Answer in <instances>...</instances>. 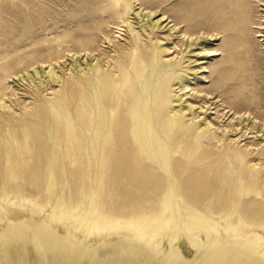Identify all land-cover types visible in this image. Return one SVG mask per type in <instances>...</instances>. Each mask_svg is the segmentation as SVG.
Instances as JSON below:
<instances>
[{
    "label": "bare ground",
    "instance_id": "bare-ground-1",
    "mask_svg": "<svg viewBox=\"0 0 264 264\" xmlns=\"http://www.w3.org/2000/svg\"><path fill=\"white\" fill-rule=\"evenodd\" d=\"M204 2L206 20H214L222 27L210 37L221 38V32H230L234 39L241 41L233 56L244 53L252 58L257 45L255 38L264 36L263 23L254 22L255 1ZM79 3L83 7L89 6L87 16L81 19L83 24L88 23L81 24L79 29L60 38L57 43L32 46L31 52L36 53L28 58H33L34 62L31 60L26 64L27 67L33 66V71L14 80L19 86L26 85L27 92L33 96L31 104L34 108L25 113V129L20 136L2 141L5 143V162L9 166L11 162L17 164L25 160L26 153L36 149L31 133L32 122L39 112L48 109L53 113L56 126L69 129L61 136L59 134L57 139L58 130L49 127L46 132L48 142L41 152V165L38 166L39 160L35 159L27 168V175H32L31 182L36 181L37 172L44 175L38 194L42 190L40 187H46L48 195L52 193L49 187L60 169L57 150L71 140L72 148L80 153V160H77L78 164L77 161L66 163L72 167L70 174L75 169L84 170L91 186L107 184L118 188L116 195L125 198L132 196V189L143 190L147 184L164 187L141 194V197L161 200L163 208H160V215L141 211L131 216H118L97 208L85 211L79 207V211L74 213L62 197L50 198L45 203H35V206L25 205L23 200L18 199L21 197L18 193L4 190L0 194V264H264V210L254 214L241 212L231 219L217 218L200 211L195 205V198L187 195V190L180 192L172 186L167 188L171 185L169 180L173 178V169L178 174L181 168L187 167L186 163L179 161L180 158H172L171 151L177 147L183 156L187 152L185 149L195 144L190 137L196 140L204 135L208 143L217 137L210 119L202 117L201 122L195 120L199 114L192 107L194 104L184 105L181 97L185 94L181 93L182 96L176 98L177 92L185 90L190 84L188 73L182 68V57L177 52L169 57L173 51L161 45L160 37L152 41L131 27L130 12L136 6L132 0H82ZM7 5L6 2L3 7ZM41 21L37 20L35 25L38 27ZM158 24L155 23V26ZM41 28L48 29L47 26ZM126 30L131 37L123 46L120 39ZM101 36L108 43L112 42L111 46L118 55H110L111 51L100 49ZM182 36L185 40H193L187 32H183ZM18 45L15 48L20 47ZM175 46L178 47L177 44ZM39 50L46 52L40 55ZM206 53L218 54L215 50ZM82 55L89 56L86 57L89 59L81 60L79 57ZM100 56L114 58L113 66L108 65L110 60L103 62L102 57L99 59ZM68 57L71 66L65 69L63 64ZM38 63V66L34 65ZM235 63L232 61L229 66L233 75L228 80L230 85L227 89L237 94V87L243 82H240L241 78L235 80L234 73L241 68ZM12 64V58L0 60V70L5 71L0 73V77L12 75ZM8 68H12L9 73L6 71ZM171 79L173 81L169 84ZM7 84L5 90L12 86L9 82ZM54 84L59 88L56 89ZM47 90L52 91L48 93L51 98L42 95ZM2 92L0 90V112L11 110L17 113L12 100L9 105L3 102L6 93ZM69 92L73 100L68 106L64 100ZM12 94H17V88L11 91ZM242 101L248 100L245 98ZM254 105L257 107V104ZM17 143L22 146H17ZM260 156L264 159V146ZM257 164L249 161L246 169L252 172ZM201 173L193 168L189 177H185V184L200 185ZM71 183L68 182V185ZM128 187H131L130 193L127 192ZM177 194L182 197L181 203L175 199ZM184 199L190 200L193 205L187 208L183 205ZM249 203V207L256 205L253 201ZM167 205L171 214L166 217L164 208Z\"/></svg>",
    "mask_w": 264,
    "mask_h": 264
},
{
    "label": "rangeland",
    "instance_id": "rangeland-1",
    "mask_svg": "<svg viewBox=\"0 0 264 264\" xmlns=\"http://www.w3.org/2000/svg\"><path fill=\"white\" fill-rule=\"evenodd\" d=\"M74 1L75 0H0V32L3 30L0 33V41H3L2 43L0 42V60H11L12 58L14 62V64H12L14 65V72L12 75L8 78L0 77V90L3 91L2 93H6L3 102L9 105L12 100V105L17 111V113L11 112V110L0 112V118L3 117L0 119V194L3 193L4 190L16 192L21 196L18 197V199L23 200L22 203L34 206L35 203H45L47 199L50 198L60 199L62 197L66 199L65 204L68 208H71L74 213L79 211V207L85 211L97 208L101 211L111 212L118 216H131V214H139L141 211L160 215V208L163 206V202L157 200V198L141 197V194L148 193L151 190L154 191V189L155 191L162 190L164 187H152L147 184L143 190L136 188L132 189L134 190L131 194L132 196L130 198H125L116 195V193L119 192L118 188H113L107 184L98 187L91 186L84 170L75 169L74 172L70 174L72 167L69 166L70 164L67 165L66 163L80 160V153L76 148H72L71 140L63 148H59L61 150H57L60 169L56 172V176H53L52 185L49 187L52 193L48 195L46 193L47 191L44 189L46 187H40L42 190L38 194L39 183L42 182V176L44 175H42L43 173L39 174L37 172L36 177H34L36 181L31 182L29 179L32 175H27V168L35 159L39 160L37 165H41V156H43L41 152L48 142L46 132L49 127L52 128L53 126L58 130L57 139L59 138V134L61 136V133L63 134L69 129L61 125L56 126L55 122L53 123V113L51 110L47 109L46 111L43 110L39 112V115H36V119L32 122L33 127L31 133L36 141V149L26 153L24 157L25 160L17 164L11 162V169H9L10 166L5 162V143L2 141L6 138L11 139V137L15 138V136H20L22 130L25 129L23 126L25 113L34 108L31 104L33 96L30 92H27L26 85L19 86L18 82L14 80H17L18 77L21 78L23 75L27 76L29 72L33 71V66H30L31 68L27 67L29 61L31 62L32 60L34 62L33 58H28L33 57L34 53H36L31 52L32 46L44 47L52 45V43L59 42L60 38L66 37L68 33L82 26L81 24H83V22L81 19L87 16L89 6L83 7L84 5L79 3L82 0ZM132 1L136 6L133 11L130 12V19L132 21L131 27H134L135 31L143 33L145 37L152 41H154L156 37H160L161 45L171 48L170 50L173 51V53L171 52L168 55L169 57L175 55L176 52L182 57V68L184 72L188 73L190 84L187 87L188 89L186 88L185 90L178 91L176 98L179 95L182 96V94H185L182 96L183 98L181 97V100L184 102V105L191 106L194 104L192 107L196 110L195 112L199 114V117L195 120L201 122L203 118L210 119L213 123L212 130L217 136L211 143L206 141L207 138L204 135L200 136V138L197 137L196 140L190 137V141H194L195 144L188 146L185 149L188 153H184L183 156H181L182 154L179 153L180 151H178L179 149H177V147L171 151L172 158L174 157V159L177 160L180 158L181 160L179 161L186 163L187 167H183L184 169L181 168L182 170L178 172L179 175L174 172L176 169H173V178L169 180L171 185L167 188L172 186L176 191L180 192H185L187 190L186 192L189 193L187 195H192L191 197L195 198V205L200 211L217 218L222 216L223 219H231L238 217L237 215L241 212L247 211L248 213L254 214V212H259V210L263 211L264 159H262L260 154L261 147L264 146V36H257V38H255V43L257 45L255 46V54L252 58L249 59L244 53L233 56V51L240 47L241 41L234 39L230 32H221L219 35L221 38H215V36L212 38L210 37L214 31L217 33L222 27L214 20H206L205 0ZM254 1V11L256 12L254 22L263 23L262 29H264V1L260 3L257 0ZM6 2L9 5L4 8L3 5ZM73 4H75L74 7H72ZM48 7H51V9ZM20 8H22V10ZM21 11L24 12L21 13ZM33 12L34 14L31 15ZM40 14L42 15L40 16ZM138 14H140L139 17L137 16ZM30 19H32V22ZM37 20H42V24H39L38 27L35 25ZM146 21L148 22L147 24L144 23ZM19 22L20 24H18ZM8 23H10V25ZM87 23L88 22L85 24ZM155 23L159 24L155 26ZM146 25L147 28L145 27ZM148 25H150V27ZM41 26H47L48 29L43 30ZM20 28L24 29L22 30ZM122 29L124 30L125 27ZM254 30L257 31L258 29ZM183 32L191 34L193 40L191 41V38L185 40L182 36ZM1 34L4 37L1 36ZM123 34L124 36L120 39V43L125 46V44L130 41L131 34H129L128 30ZM256 34L253 36H256ZM23 36L26 39H24ZM6 38L8 40H5ZM17 43L20 44L18 45L20 47L15 48ZM174 43L177 44L178 47H176ZM111 44L112 42L108 43V40L104 39L102 36L100 37V49L111 51L110 55H118ZM200 49L203 51L200 52ZM1 50L7 52L2 53ZM214 50L217 51L218 54L206 53L207 51ZM14 52H16V54ZM45 52L46 51L39 50L38 53L41 55L45 54ZM86 57L89 56L82 55L79 58L81 60H88L89 58L87 59ZM101 57L103 58V62L110 60L108 65L111 64V66H113L114 58L104 59V56H100L99 59H102ZM81 60L80 62H82ZM232 61H235V64L241 67L239 71L234 73L235 80L241 78L240 82H243L237 87V94L232 91L229 92L227 89L230 85L228 80L233 75L229 70ZM94 63H96V61H94ZM70 64L71 61L68 57L63 66L66 69L71 66ZM34 65L38 66L39 63ZM203 66L207 68L205 69ZM189 67L191 70L188 69ZM10 70H12V68H8V70H6L7 73H9ZM45 70L47 71L49 69ZM2 72L5 71L2 70L0 73ZM172 81L173 79H171L169 84H171ZM8 82L12 86L9 90H5V87L8 86ZM55 84L53 86L58 89L59 85L56 86ZM14 88H17V94L11 95V91ZM51 92V90L43 91L42 95L46 98H51L52 95L48 94ZM245 98L248 101L243 102L242 99ZM72 100L73 98L69 92L68 97L64 100V104L69 106ZM1 103L2 102H0V104ZM253 103L257 104V107ZM244 127L247 128L245 129ZM17 139L16 137V140ZM18 144L22 146L21 143H17L16 145L18 146ZM63 152L64 154H62ZM196 160L199 162H195ZM249 161L258 163L252 172L246 169V165ZM78 163L79 161H77V164ZM190 168L192 170L195 168L202 172L201 174L203 175L200 185L192 184L187 186L185 184L187 183V178L185 177H189L192 172ZM251 173L255 176H252ZM71 181L72 183L68 185V182ZM60 183H62L61 186ZM188 183H190V181ZM130 191L131 187H128L127 192L130 193ZM175 199L178 203L182 202L180 194H177ZM251 201L255 202L256 205L249 207L248 205ZM183 202V205L187 208L193 205L190 200H185ZM164 209V216H169L171 214L170 206L167 205ZM183 212L185 213L184 210ZM241 222L242 221L238 220L239 224H242Z\"/></svg>",
    "mask_w": 264,
    "mask_h": 264
}]
</instances>
